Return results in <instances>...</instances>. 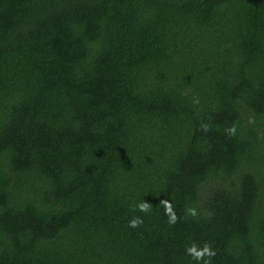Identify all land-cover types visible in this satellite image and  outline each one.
Masks as SVG:
<instances>
[{
  "label": "trees",
  "instance_id": "obj_1",
  "mask_svg": "<svg viewBox=\"0 0 264 264\" xmlns=\"http://www.w3.org/2000/svg\"><path fill=\"white\" fill-rule=\"evenodd\" d=\"M205 242L264 264V0H0V264Z\"/></svg>",
  "mask_w": 264,
  "mask_h": 264
},
{
  "label": "clouds",
  "instance_id": "obj_2",
  "mask_svg": "<svg viewBox=\"0 0 264 264\" xmlns=\"http://www.w3.org/2000/svg\"><path fill=\"white\" fill-rule=\"evenodd\" d=\"M201 127L204 131L208 130L207 125H201ZM235 131H236L235 127H231L227 129V132L229 135H234ZM161 203L165 207V214L168 216V223L175 224L178 220V217L176 213L174 212L171 203L167 200H162ZM137 207L139 211L147 212L151 209L152 206L147 202H142L138 204ZM187 214L191 215L192 217L197 216V212L194 208L188 209ZM142 223H143V220L140 217H133L129 221L128 226L131 228H136V227H139ZM185 251L193 259L197 261L203 260V264H212L211 258H213L216 255L215 250L212 248V245L209 242H205L202 247H199L193 243L191 246L187 247ZM206 257L207 259H205Z\"/></svg>",
  "mask_w": 264,
  "mask_h": 264
}]
</instances>
